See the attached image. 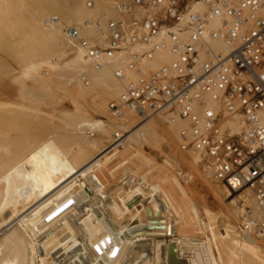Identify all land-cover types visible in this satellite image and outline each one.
<instances>
[{
  "label": "bare ground",
  "instance_id": "bare-ground-1",
  "mask_svg": "<svg viewBox=\"0 0 264 264\" xmlns=\"http://www.w3.org/2000/svg\"><path fill=\"white\" fill-rule=\"evenodd\" d=\"M121 1L0 0V264H264V236L242 227L238 197L180 151L186 121L172 110L138 118L126 145L113 147L119 139L104 125L138 117L117 119L106 106L123 87L114 69L129 71L127 52L96 68L87 49L107 44L109 19L128 21ZM154 150L166 164L184 161L182 181L200 184L210 206L172 187L148 157ZM240 197L257 215L253 191Z\"/></svg>",
  "mask_w": 264,
  "mask_h": 264
},
{
  "label": "built area",
  "instance_id": "built-area-1",
  "mask_svg": "<svg viewBox=\"0 0 264 264\" xmlns=\"http://www.w3.org/2000/svg\"><path fill=\"white\" fill-rule=\"evenodd\" d=\"M117 6L129 20L109 19L107 44L87 49L96 68L117 50L127 52L129 71L114 69L123 87L107 102L111 116L172 110L186 121L178 132L180 151L197 156L204 174L238 197L242 227L254 225L264 236V0H129ZM165 51L172 57L156 62V53ZM244 189L253 191L257 215L240 197Z\"/></svg>",
  "mask_w": 264,
  "mask_h": 264
},
{
  "label": "rangeland",
  "instance_id": "rangeland-1",
  "mask_svg": "<svg viewBox=\"0 0 264 264\" xmlns=\"http://www.w3.org/2000/svg\"><path fill=\"white\" fill-rule=\"evenodd\" d=\"M78 2H80V1H82V0H77ZM84 1H88V5H91V4H94L95 3V0H84ZM126 20H129V19H126ZM43 74H47V75H49V71H44L43 72ZM44 75V76H45ZM46 75V76H47ZM85 76V75H84ZM86 77V76H85ZM88 79V78H87ZM82 82H85V79H82ZM87 83L85 82V85H86ZM6 90H8L9 91V86H7L6 87ZM111 97H109L108 98V100L110 99ZM69 99V98H68ZM108 100L106 101V106H107V102H108ZM63 103L62 104H67L68 102H70V100L67 102V98L66 99H64V101H62ZM64 102H66V103H64ZM68 104H70V103H68ZM59 105V107L58 108H60V107H62V105L59 103V104H57V106ZM107 108H108V106H107ZM109 110V109H108ZM110 113V112H109ZM111 115V114H110ZM158 115H160V114H158ZM158 115H153V116H151V117H156V116H158ZM147 117V116H146ZM151 117H149V118H151ZM143 119V118H141V117H137V119H128L125 123H124V125L123 126H126V128L124 127V128H120V127H117V128H111L109 125H104V129L105 130H110L111 132L113 131H115V130H120V129H123V130H121V131H124V133H123V135L125 134V133H127V134H129V135H131V134H133L134 133V130L136 131L137 130V128L136 127H140L141 125H143L144 123H142L143 121L145 122V120H143V121H141V122H139V119ZM145 118V117H144ZM149 118H147V119H149ZM131 122H132V124H131ZM130 123V124H129ZM137 123H139V124H137ZM141 123V124H140ZM128 124V125H127ZM131 125V126H130ZM120 128V129H119ZM83 131V130H82ZM84 131H86V130H84ZM132 131H133V133H132ZM112 134V133H111ZM96 136V135H98V132L97 131H95V130H92V136ZM127 138V136H121V137H119V138H115V140H117V139H119L115 144H114V146L113 147H115L116 145H118V144H120L121 142V145L120 146H124V145H126V141L125 142H123L125 139ZM113 147H111V149L113 148ZM148 157L152 160V162L154 163L155 162V164L157 165V168L159 169V171L160 172H162L164 175H166L167 177H168V183H170L171 185H172V187H174L175 185L176 186H178L179 188H188L189 187V189H190V191H192L191 193H189L190 194V197H192L193 198V200L196 202V204L197 205H199V206H201L202 204L203 205H206L207 207L208 206H210V204L208 203V195H207V193L205 192V189H203L202 188V186L200 185V184H195V185H193L192 186V184L190 183V182H187V181H182V179H181V175L183 174V175H185L188 171H190L189 169L190 168H188V167H186V165H185V163H184V161H179V162H176V161H174V162H171L170 164H166V163H164V161H163V159H162V157L159 155V153H157L155 150H154V153H149L148 154ZM159 157V158H158ZM178 157L181 159L182 157H183V155H182V153H179L178 154ZM176 162V163H175ZM173 163V164H172ZM176 167V168H175ZM171 169V170H170ZM176 169L178 170V171H176ZM162 170V171H161ZM186 170H188V171H186ZM164 171V172H163ZM179 173V174H178ZM201 172H199V174H200ZM200 179H202V180H204L203 179V175H200ZM181 181V182H180ZM203 182V181H202ZM184 183H185V185H184ZM197 185V186H196ZM195 186V187H194ZM199 186V187H198ZM201 186V187H200ZM192 187V188H191ZM196 187H197V189H196ZM193 189V190H192ZM203 190V192H201L202 190ZM194 190H195V192H194ZM198 190V191H197ZM197 191V192H196ZM201 193V194H200ZM206 193V194H205ZM228 202H229V200L227 201V199H226V206H227V204H228ZM205 207V206H204Z\"/></svg>",
  "mask_w": 264,
  "mask_h": 264
}]
</instances>
